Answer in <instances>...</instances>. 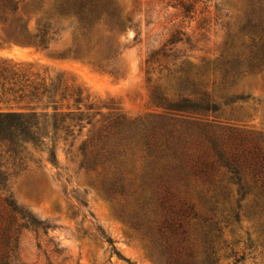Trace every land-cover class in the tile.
<instances>
[{
	"label": "rangeland",
	"instance_id": "obj_1",
	"mask_svg": "<svg viewBox=\"0 0 264 264\" xmlns=\"http://www.w3.org/2000/svg\"><path fill=\"white\" fill-rule=\"evenodd\" d=\"M36 1L21 0L17 11L4 15L0 10V64L20 67L30 80L47 85L54 80L60 91H66V98L57 95L56 104L46 98L20 99L18 93L2 94L0 88V111L40 114L55 112L56 107V112L74 120L66 118L55 136L48 128V144L34 152L39 161L9 177L8 194L47 227V234L41 228L21 229V259L15 264H160L152 256L148 238L128 217L127 207L135 204L134 198L129 192H110L103 184L110 174L101 166L95 170L82 166L80 146L83 142L91 146L101 134L112 136L119 115L141 123L149 133L173 134L191 142L204 140L199 130L205 129L216 136L239 130L264 143V76L230 71L232 47L226 27L236 30L240 17L259 0H185L194 6L189 13L181 8V0H111L125 27L111 29L108 15L101 16L92 27L90 42L100 40L90 55L85 54L88 43L77 38L76 27L49 48L36 46L31 35L38 20L54 14L55 21L68 22L55 15V0H44L40 10L33 9ZM23 18L27 20L20 28ZM16 32L28 39L16 40ZM71 46L79 54L70 53ZM162 47L167 57L149 70L148 55ZM164 66L184 71L164 77ZM184 77L191 79L187 90L178 86ZM185 96L216 110L199 114L165 107ZM121 131V137L133 141L134 128L125 126ZM49 149L56 153L55 164L48 160ZM134 153L128 149L126 157L138 165L150 158L146 152ZM179 187L200 214L217 208L214 214L222 233L216 264H264V239L251 214L253 189L240 202L241 221L230 218L227 223L239 196L225 168L217 166L211 178H191ZM103 234L113 239L124 259L112 253ZM54 244L63 251L61 258L53 256ZM196 256L198 264H208L200 249ZM64 257L68 261L62 263Z\"/></svg>",
	"mask_w": 264,
	"mask_h": 264
},
{
	"label": "trees",
	"instance_id": "obj_2",
	"mask_svg": "<svg viewBox=\"0 0 264 264\" xmlns=\"http://www.w3.org/2000/svg\"><path fill=\"white\" fill-rule=\"evenodd\" d=\"M21 0H0V10L4 14L19 9ZM46 4L38 0L33 9L40 10ZM180 6L184 12L194 11L193 4L181 0ZM55 15L67 19V24L53 19L54 14L38 20L31 40L40 48H49L58 37L65 34L72 27H76L77 38L88 43L85 54L90 55L100 38L91 43V31L94 23L107 14V23L111 29L115 26L122 31L126 21L122 20L117 7L111 0H55L53 4ZM22 19L20 28L23 27ZM132 25V18H128ZM231 37L232 53L230 58L231 72H244L255 76H264V0L257 5H251L239 19L236 30L226 26ZM16 40L21 38L16 32ZM109 52L113 47H109ZM70 53L79 54L75 46L69 48ZM166 58L164 48H160L148 55L146 64L149 70L153 65ZM166 75H176L182 70L164 66ZM149 72V71H148ZM26 73L15 65L6 62L0 64V88L2 94L18 93L23 98H46L48 102L56 104L53 99L59 95L65 99L64 90L54 80L47 85L45 81H35L26 78ZM11 79L13 80L11 82ZM189 77L181 78L178 86L187 90L190 86ZM10 87L5 89V85ZM19 86L15 89V86ZM67 90V88H65ZM0 92V94H1ZM155 96L160 95L155 91ZM77 103H80L76 99ZM169 110L206 113L215 106L203 104L188 96L168 102L165 106ZM52 113H22L0 111V264H15L20 262L21 229L34 230L47 227L33 218L22 208L13 197L8 194L7 182L12 175H20L31 163H37L34 152L41 145L46 146L50 140L49 131L55 136L59 125L69 114ZM125 126L134 128L133 141L121 137ZM112 136L101 134L94 143L88 146L85 142L80 146L83 155L82 166L89 170L102 167L110 177L103 181L110 192H121L133 197L135 204L127 207L128 217L142 230L148 238L152 256L160 264H198L197 249H200L208 264H216L219 260L218 238L221 237V221L215 218L217 208L209 209L211 214H200L195 205L181 194L179 184L187 185L191 179L207 180L211 178L217 166L226 169L231 179L238 186V201L236 208L230 209L226 222L230 218L240 222L242 206L240 202L247 196L250 189L255 191V198L251 206V214L259 224V232L264 239V143L250 134L232 130L224 135H214L208 130H199L204 140L189 141L186 137L172 135L160 136L149 133L141 123L129 120L122 115L112 126ZM68 131V128L65 129ZM199 134V135H200ZM138 153H147L150 157L144 163L137 164L136 160L128 161L127 150ZM41 151H45L41 149ZM48 160L55 164L56 153L49 149ZM214 215V216H213ZM191 235H195L191 242ZM113 254L124 259L115 247L111 237L103 234ZM38 247L41 246L38 244ZM264 247V240H263ZM53 256L57 259L63 256V251L54 244ZM49 260V257L46 256ZM66 257L62 263L67 262ZM239 261V260H237ZM24 264V263H21ZM48 264H54L49 261Z\"/></svg>",
	"mask_w": 264,
	"mask_h": 264
}]
</instances>
